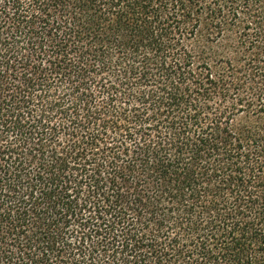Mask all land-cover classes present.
Here are the masks:
<instances>
[{
	"label": "trees",
	"instance_id": "obj_1",
	"mask_svg": "<svg viewBox=\"0 0 264 264\" xmlns=\"http://www.w3.org/2000/svg\"><path fill=\"white\" fill-rule=\"evenodd\" d=\"M0 264H264V0H0Z\"/></svg>",
	"mask_w": 264,
	"mask_h": 264
}]
</instances>
